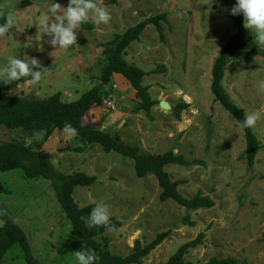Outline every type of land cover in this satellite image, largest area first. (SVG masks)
I'll return each mask as SVG.
<instances>
[{"label": "rangeland", "instance_id": "obj_1", "mask_svg": "<svg viewBox=\"0 0 264 264\" xmlns=\"http://www.w3.org/2000/svg\"><path fill=\"white\" fill-rule=\"evenodd\" d=\"M103 2L111 21L98 25L89 19L92 29L80 27L76 45L60 49L42 35L41 19L51 0H0V13L14 18L10 31L0 36V67L10 56H17L36 58L34 70L44 71L36 85L27 84L28 77L11 82L9 95L44 99L60 93L62 102L77 100L98 83L106 62L102 44L147 18L165 14L166 20L159 22L161 34L153 25L147 26L123 55L128 64L145 73L158 70L143 80L155 101L149 114L134 111L139 103L135 91L121 75L113 74L104 87L103 103L90 109L84 121L118 134L123 143L144 154L182 156L189 165L165 166L170 180L182 182L177 191L185 199L208 197L213 207L196 210L190 217L193 225H185L183 207L172 200H159L161 189L153 175L140 179L131 161L76 137L68 138L62 131L43 142L41 135L29 136L0 126V144L22 141L38 148L62 173L95 176L92 186L74 190L73 199L79 207L107 203L110 218L121 227L106 229L96 240L113 255L126 257L136 240L145 246L167 233L139 263L165 264L182 245L203 235L184 255L185 262L205 264L211 258H232L239 264H264V149L249 167L242 128L215 102L210 90L214 58L236 32L227 14L235 0ZM58 3L65 8L64 2ZM262 83L264 58L245 64L234 57L225 68L221 86L245 115L260 113L251 130L264 148ZM161 102L169 108L160 107ZM183 104L185 109L176 116ZM0 201L7 216L23 230L35 259L42 264H76L73 254L84 247L71 236L70 223L49 181L26 179L20 170L0 172ZM4 264H26L18 245L6 253Z\"/></svg>", "mask_w": 264, "mask_h": 264}, {"label": "trees", "instance_id": "obj_2", "mask_svg": "<svg viewBox=\"0 0 264 264\" xmlns=\"http://www.w3.org/2000/svg\"><path fill=\"white\" fill-rule=\"evenodd\" d=\"M224 2L225 0H219ZM64 2L67 7L68 0H56ZM227 14L236 27V32L221 47L214 58L211 67L210 90L217 102L226 112H228L240 125L245 117L243 111L238 108L229 95L221 86L225 68L234 57H240L245 64H251L256 58H264V48L258 47L254 37L250 35L244 27L241 15H231L230 8ZM7 17L0 13V23ZM165 14H160L147 18L133 27H129L121 34H115L113 38L102 44V56L106 62L100 70L98 83L91 89L83 93L77 100L72 102H62L60 93H55L44 99L29 97H12L9 95L11 83L4 84L0 81V126L9 130H21L29 136L41 135L45 142L55 131H63L65 123L71 124L77 134L74 136L81 142L90 146H98L104 153H116L119 156L131 161L134 166L136 177L142 179L147 175H153L161 189L159 200L161 202L172 200L184 209L182 222L192 226L190 217L198 209L213 207V202L208 197L196 195L188 200L182 197L177 191V187L182 184L180 181H171L165 166L176 164L181 166L189 165L182 156L172 152L160 155L144 154L137 147L123 143L118 134H110L101 129L86 124L85 115L93 107L103 103L107 95L105 86L111 81L113 74L121 75L135 91V97L139 103L135 112L145 111L149 114L155 105L149 94L147 86H143L146 76L155 74L158 70L145 73L139 68L128 64L123 55L127 47L139 41L142 31L149 25H153L157 32L161 34L160 21H165ZM85 30H91L88 23L81 25ZM160 71H165L163 67ZM29 79V77L27 78ZM26 80V79H25ZM186 105H181L176 109V116L185 109ZM245 137V161L252 167L256 155L264 149L258 142L251 128L241 127ZM77 152L81 151L76 149ZM20 170L26 179L43 178L50 182L54 191L56 201L60 205L62 212L70 223V234L78 240L84 248L94 250L99 257L97 264H139L141 259L153 251L167 236V233L157 235L154 240L141 246L138 240L134 242L131 253L126 257L113 255L105 245L98 242L97 236L103 233L107 227L87 228L81 217H86L94 205L79 207L73 199L74 190L77 187L88 188L96 182L95 176H90L82 172H72L65 174L55 168V166L40 152V150L26 146L22 141L11 140L0 144V172ZM0 264H4L6 253L14 246L18 245L22 252L26 264H42L35 259L30 250V246L23 230L15 224L6 214L5 205L0 201ZM110 224L114 229H119L121 224L114 218H110ZM203 235L182 245L165 264H191L185 262L183 257L191 248H195L201 241ZM205 264H239L232 258L215 259L211 258ZM246 264V263H242Z\"/></svg>", "mask_w": 264, "mask_h": 264}, {"label": "clouds", "instance_id": "obj_3", "mask_svg": "<svg viewBox=\"0 0 264 264\" xmlns=\"http://www.w3.org/2000/svg\"><path fill=\"white\" fill-rule=\"evenodd\" d=\"M230 14L243 15L244 27L250 30L258 47H264V0H235ZM89 19L96 24H108L111 13L108 11L103 0H68L66 8H62L56 0H51L47 11L41 19L42 35L50 37V44L60 49H67L76 45L77 30ZM14 23V18L9 16L3 23H0V36L8 33ZM31 43L29 38L28 43ZM38 67L36 58L25 59L17 56H10L7 63L0 67V80L9 84L21 78L29 77L25 82L36 85L40 82L43 72L34 70ZM264 88V83L261 84ZM260 119L257 111L249 112L240 121L241 127L252 128ZM63 133L71 138L77 134V130L69 123H65ZM85 226L89 229L95 227H107L114 230L110 224L109 206L105 202H98L86 217H81ZM76 264H97L99 257L94 250L82 248L74 254Z\"/></svg>", "mask_w": 264, "mask_h": 264}, {"label": "bare ground", "instance_id": "obj_4", "mask_svg": "<svg viewBox=\"0 0 264 264\" xmlns=\"http://www.w3.org/2000/svg\"><path fill=\"white\" fill-rule=\"evenodd\" d=\"M162 107L167 108V105L165 104V102H162Z\"/></svg>", "mask_w": 264, "mask_h": 264}, {"label": "water", "instance_id": "obj_5", "mask_svg": "<svg viewBox=\"0 0 264 264\" xmlns=\"http://www.w3.org/2000/svg\"><path fill=\"white\" fill-rule=\"evenodd\" d=\"M166 104V103H165ZM167 105V108H164V109H168L169 108V106H168V104H166ZM159 106L160 107H162V102L159 104ZM163 108V107H162Z\"/></svg>", "mask_w": 264, "mask_h": 264}, {"label": "crops", "instance_id": "obj_6", "mask_svg": "<svg viewBox=\"0 0 264 264\" xmlns=\"http://www.w3.org/2000/svg\"><path fill=\"white\" fill-rule=\"evenodd\" d=\"M118 77H120V76H118ZM63 132V131H62Z\"/></svg>", "mask_w": 264, "mask_h": 264}]
</instances>
